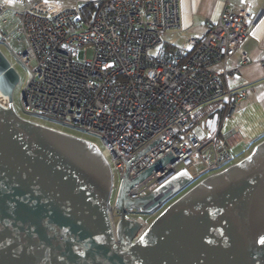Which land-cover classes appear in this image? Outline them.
I'll return each instance as SVG.
<instances>
[{
	"label": "built area",
	"instance_id": "built-area-1",
	"mask_svg": "<svg viewBox=\"0 0 264 264\" xmlns=\"http://www.w3.org/2000/svg\"><path fill=\"white\" fill-rule=\"evenodd\" d=\"M86 3L0 0V52L15 71L4 50L25 67L22 82L16 71L27 115L21 117L60 131L56 123L70 124L97 137L100 145L80 136L108 161L115 192L126 170L133 179L170 154L171 162L131 188V198L152 192L180 169L196 170L194 179L229 166L236 130L224 125L246 92L226 82L252 63L242 47L248 6L225 7L216 21L205 22L204 35L175 45L162 37L181 28L178 0H104L89 14ZM257 63L264 72V57ZM8 103L14 108L13 99L0 94V106ZM214 115L210 131L206 123Z\"/></svg>",
	"mask_w": 264,
	"mask_h": 264
},
{
	"label": "water",
	"instance_id": "water-1",
	"mask_svg": "<svg viewBox=\"0 0 264 264\" xmlns=\"http://www.w3.org/2000/svg\"><path fill=\"white\" fill-rule=\"evenodd\" d=\"M17 82L0 52V94L11 101ZM215 122L207 121L210 131ZM172 159L133 179L126 170L111 204L112 172L94 143L0 106V264H264V139L150 222L127 217L130 209L154 212L193 180L180 169L152 192L129 196Z\"/></svg>",
	"mask_w": 264,
	"mask_h": 264
},
{
	"label": "crops",
	"instance_id": "crops-1",
	"mask_svg": "<svg viewBox=\"0 0 264 264\" xmlns=\"http://www.w3.org/2000/svg\"><path fill=\"white\" fill-rule=\"evenodd\" d=\"M81 1L99 4L104 0ZM230 5H246L249 8L251 17L246 24L242 47L252 63L243 65L226 82L230 90L246 92V99L227 119V129L236 130L231 143L244 141L253 146L264 139V72L257 63L264 57V0H178L181 28L174 35L182 42L190 35H204L205 22L216 21L222 10ZM236 58L237 55H234L232 60Z\"/></svg>",
	"mask_w": 264,
	"mask_h": 264
},
{
	"label": "rangeland",
	"instance_id": "rangeland-1",
	"mask_svg": "<svg viewBox=\"0 0 264 264\" xmlns=\"http://www.w3.org/2000/svg\"><path fill=\"white\" fill-rule=\"evenodd\" d=\"M174 34H175L174 32L164 33L163 34V37H162V40L164 42H166V41H172L175 45H180L182 43V41L180 39H178L177 36L174 35ZM4 52H5L6 56H7V58L14 64L15 69H16V71L19 74V77H20L19 80H20V82L24 81V79H25V67H23L19 63L15 62L14 57L8 51H5L4 50ZM149 53L150 54H155V53H157V49H155V50H149ZM90 56H91V52L88 51L86 53V57L87 58H90ZM12 99L14 101V109H15V111L20 116L26 117L27 115L24 113L23 107H22L21 102L19 100V87H15L13 89ZM253 114H255V112H253ZM234 117H235V115H234ZM234 117H232V118H234ZM227 121H229V120H226L225 121L224 128H227ZM55 125H57V127L62 128V130L64 132H66V133H69V134H72V135L78 136V137L82 136V137H84V138H86L88 140H91L93 142H96V143H98L100 145L99 140L97 139V137H95L93 135H89V134L83 133L78 128H76V127H74V126H72L70 124L63 125L62 126V125L56 123ZM253 147H254V145L252 146V143L251 144L250 143H245L244 141H236V142L231 143L230 144V153H231L232 160H231V163L230 164H233L236 161H238L241 158H243L244 156H246L252 150ZM188 172L190 173V175H193V174L196 173V170L189 169ZM208 174L209 173H201L200 176L195 177L180 192H178L176 195H174L171 198H169L166 202H164L161 205V207H159L158 209H156L154 212H152V213L134 212V213H129V216L130 217L140 216L141 218L145 219L147 222H150L163 209V207L167 203L169 204V202H171L173 199H175L177 196H179L182 192L186 191L187 189H189L190 187H192L194 184H196L197 182H199L201 179L205 178ZM193 176H195V175H193ZM117 181H118V179L115 176L114 177L115 184L117 183ZM114 195H115V189H113L112 195H111V198H110V203L111 204H112ZM112 215L114 216V219L116 220L117 213L115 211H113L112 212Z\"/></svg>",
	"mask_w": 264,
	"mask_h": 264
},
{
	"label": "trees",
	"instance_id": "trees-1",
	"mask_svg": "<svg viewBox=\"0 0 264 264\" xmlns=\"http://www.w3.org/2000/svg\"><path fill=\"white\" fill-rule=\"evenodd\" d=\"M102 3V1L99 3V4H97V3H92V2H88V3H86V4H84L83 6H82V9L84 10V11H86L87 12V14H89V13H91V11H93L96 7H98L100 4Z\"/></svg>",
	"mask_w": 264,
	"mask_h": 264
},
{
	"label": "flooded vegetation",
	"instance_id": "flooded-vegetation-1",
	"mask_svg": "<svg viewBox=\"0 0 264 264\" xmlns=\"http://www.w3.org/2000/svg\"><path fill=\"white\" fill-rule=\"evenodd\" d=\"M168 204V203H167ZM143 219V218H142ZM145 220V219H144Z\"/></svg>",
	"mask_w": 264,
	"mask_h": 264
},
{
	"label": "bare ground",
	"instance_id": "bare-ground-1",
	"mask_svg": "<svg viewBox=\"0 0 264 264\" xmlns=\"http://www.w3.org/2000/svg\"><path fill=\"white\" fill-rule=\"evenodd\" d=\"M143 224H144V222H143Z\"/></svg>",
	"mask_w": 264,
	"mask_h": 264
}]
</instances>
